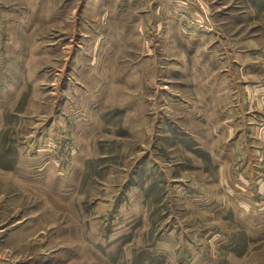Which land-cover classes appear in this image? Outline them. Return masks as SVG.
<instances>
[{
    "label": "rangeland",
    "instance_id": "obj_1",
    "mask_svg": "<svg viewBox=\"0 0 264 264\" xmlns=\"http://www.w3.org/2000/svg\"><path fill=\"white\" fill-rule=\"evenodd\" d=\"M260 181L264 0H0V264H264Z\"/></svg>",
    "mask_w": 264,
    "mask_h": 264
},
{
    "label": "crops",
    "instance_id": "obj_2",
    "mask_svg": "<svg viewBox=\"0 0 264 264\" xmlns=\"http://www.w3.org/2000/svg\"><path fill=\"white\" fill-rule=\"evenodd\" d=\"M259 189V190H258ZM257 190H258V192H261L260 190H263L264 189V181H260L259 182V188H258ZM255 195H257V192H256V194Z\"/></svg>",
    "mask_w": 264,
    "mask_h": 264
}]
</instances>
